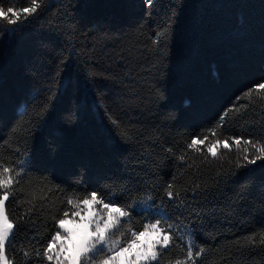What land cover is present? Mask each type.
Masks as SVG:
<instances>
[{
    "label": "trees",
    "instance_id": "obj_1",
    "mask_svg": "<svg viewBox=\"0 0 264 264\" xmlns=\"http://www.w3.org/2000/svg\"><path fill=\"white\" fill-rule=\"evenodd\" d=\"M261 81L264 0H42L22 23L0 20V160L22 174L6 202L9 264H39L51 215L91 190L163 208L205 248L199 264H264V249L237 247L264 230V161L237 168L243 141L217 159L186 148L194 136L264 137V101L236 100ZM169 183L187 201L179 215ZM33 189L47 198L21 220ZM130 218L124 229L147 222ZM183 255L174 247L162 264Z\"/></svg>",
    "mask_w": 264,
    "mask_h": 264
},
{
    "label": "snow or ice",
    "instance_id": "obj_2",
    "mask_svg": "<svg viewBox=\"0 0 264 264\" xmlns=\"http://www.w3.org/2000/svg\"><path fill=\"white\" fill-rule=\"evenodd\" d=\"M148 3L150 5L151 0H148ZM2 5L3 0H0V20H6L11 26L36 14L42 7V0H30L29 6L19 9L14 6L5 8ZM253 97L264 101V81L245 90L242 97H237L236 100L246 98L252 103ZM241 107L246 108L247 105ZM223 119L222 116L221 121ZM218 127H222V124ZM210 134L211 137L218 136L216 129H211ZM241 141L245 147L242 157H238L236 161L237 168H246L248 165H256L257 161H264V137L253 139L225 136L223 139H210L208 135L194 136L186 148L194 154L203 155L204 149L200 146H205L207 153L217 159L221 145L223 149L231 151V145L235 144L239 148ZM186 158L187 152L178 157L181 163H184ZM204 159L207 160V156H204ZM259 166L264 167V164ZM21 175L20 171L0 160V264H9L7 245L15 235L17 221L9 219L6 202L21 184ZM195 187L199 188L200 185ZM173 188L174 184L169 183L165 192L168 200L172 202L171 207L179 215L187 206V201L179 191L174 193ZM43 191V188L39 189V192ZM27 194L31 199L22 202L29 203L31 207L20 217L21 220H24L25 216L30 217L38 198H47L46 194L39 196L35 189ZM151 199L148 198L149 201ZM62 203L66 206L59 210V214L51 215L53 231L50 238L43 247L34 251L35 260L39 261V264H162L164 258L170 256L172 249L178 246L184 255L174 260L169 259L165 264H199L205 253V248L198 247L195 236L188 231L186 225L177 224L163 208L152 203L140 202L138 205L134 202L122 205L112 197L105 198L99 190L86 191L83 195H69ZM134 215H143L147 221L143 223L142 230L133 231L130 227L124 229L125 224H131L130 217ZM237 247L264 249V230L246 237L245 242H237ZM23 255L32 259V254L27 250Z\"/></svg>",
    "mask_w": 264,
    "mask_h": 264
},
{
    "label": "rangeland",
    "instance_id": "obj_3",
    "mask_svg": "<svg viewBox=\"0 0 264 264\" xmlns=\"http://www.w3.org/2000/svg\"><path fill=\"white\" fill-rule=\"evenodd\" d=\"M117 235H119V234H117ZM113 239H115V237H113Z\"/></svg>",
    "mask_w": 264,
    "mask_h": 264
}]
</instances>
